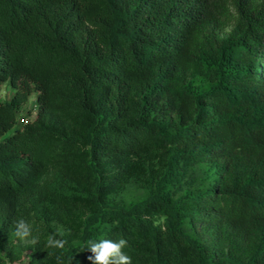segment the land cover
Masks as SVG:
<instances>
[{"label": "trees", "instance_id": "16d2710c", "mask_svg": "<svg viewBox=\"0 0 264 264\" xmlns=\"http://www.w3.org/2000/svg\"><path fill=\"white\" fill-rule=\"evenodd\" d=\"M20 218L31 264H264V0H0V264Z\"/></svg>", "mask_w": 264, "mask_h": 264}, {"label": "clouds", "instance_id": "9594fccd", "mask_svg": "<svg viewBox=\"0 0 264 264\" xmlns=\"http://www.w3.org/2000/svg\"><path fill=\"white\" fill-rule=\"evenodd\" d=\"M15 236L23 241L29 238L33 242L38 240L37 229L26 219L20 218L15 222ZM128 246L126 239H106L101 237L98 240H89L85 244V250L93 253L88 259L91 264H132L131 257L124 249Z\"/></svg>", "mask_w": 264, "mask_h": 264}, {"label": "rangeland", "instance_id": "374dc122", "mask_svg": "<svg viewBox=\"0 0 264 264\" xmlns=\"http://www.w3.org/2000/svg\"><path fill=\"white\" fill-rule=\"evenodd\" d=\"M14 95V90L9 84H4L1 89V98L3 100H10ZM30 111L32 114L29 115ZM38 113V104L36 94H33L29 100V102L23 106L19 111V125L25 124L29 120H33ZM143 193L137 191L136 189H131L123 196H119L118 200H123L127 204L136 200ZM36 242H33L32 239H28L27 241H23L20 239L16 240V248L13 251L6 250L2 253L6 264H31L30 260L35 251ZM50 243L52 244H60L58 240L55 238H50Z\"/></svg>", "mask_w": 264, "mask_h": 264}]
</instances>
